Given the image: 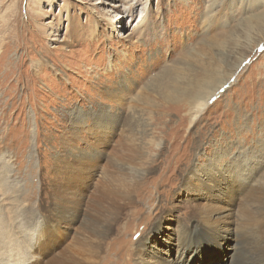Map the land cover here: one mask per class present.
I'll list each match as a JSON object with an SVG mask.
<instances>
[{"label": "rangeland", "instance_id": "obj_1", "mask_svg": "<svg viewBox=\"0 0 264 264\" xmlns=\"http://www.w3.org/2000/svg\"><path fill=\"white\" fill-rule=\"evenodd\" d=\"M0 221V264H264V0H0Z\"/></svg>", "mask_w": 264, "mask_h": 264}, {"label": "bare ground", "instance_id": "obj_2", "mask_svg": "<svg viewBox=\"0 0 264 264\" xmlns=\"http://www.w3.org/2000/svg\"><path fill=\"white\" fill-rule=\"evenodd\" d=\"M201 72L204 75L207 74V72L204 70H202ZM214 92H215V90L212 93H206L205 95H201V94L199 95V93H198L199 96L197 95L194 97L193 102H191V104H190L191 105L190 108L193 109V112L191 115V121H194L196 119V117L198 116V114L202 111V109L210 103V101L216 95ZM186 96H188V95H183V97H186ZM187 105H189V104H187ZM217 219L219 220V218H217ZM1 227H3V224L0 221V229L2 230ZM2 233H5V232H2ZM262 242H264V241H262ZM232 251H233L234 255H232V257H231V264H259V262L262 259V255L259 254L256 249L247 248L244 245L242 247L241 244L236 243L233 246ZM263 260H264V258H263ZM65 263H68V262H65ZM65 263H63V264H65Z\"/></svg>", "mask_w": 264, "mask_h": 264}]
</instances>
